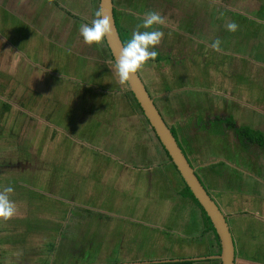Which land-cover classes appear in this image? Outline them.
<instances>
[{
  "label": "rangeland",
  "instance_id": "obj_1",
  "mask_svg": "<svg viewBox=\"0 0 264 264\" xmlns=\"http://www.w3.org/2000/svg\"><path fill=\"white\" fill-rule=\"evenodd\" d=\"M34 1L36 11L27 6L20 15L0 8V188H13L20 237L40 238L50 251L63 231L56 263L213 255L198 205L179 191L183 181L119 81L104 40L86 44L79 34L80 24L95 18L98 0ZM115 1L131 33H162L155 58L138 71L180 138L195 132L185 144L190 159L206 166L200 175L235 243L264 262V184L247 179L246 191L257 185L258 194L240 192L234 178L242 166L215 179L207 165L217 160L212 137L195 124L206 109L199 118L224 111L240 126L264 129V0ZM149 12L162 23L138 27ZM230 22L235 31L227 30ZM254 161L252 173L264 177L263 160ZM132 210L149 217L131 223L125 216Z\"/></svg>",
  "mask_w": 264,
  "mask_h": 264
},
{
  "label": "crops",
  "instance_id": "obj_2",
  "mask_svg": "<svg viewBox=\"0 0 264 264\" xmlns=\"http://www.w3.org/2000/svg\"><path fill=\"white\" fill-rule=\"evenodd\" d=\"M39 1H41V6H42L43 0H39ZM35 2L36 1L32 0L31 3L28 4L27 0H0V8L2 9V11L4 13H7V14H14L15 13V14L20 15L19 11H21V10L24 11V8H26L27 6H30V12L36 11L35 8H31V7L35 6ZM47 3H51V4L53 3L55 6H58V1H56V0H51V1L47 0ZM228 119L234 120V118L232 116L226 117L225 119H218V121L216 120V122H214L213 125L216 127V126H219L220 124H222V122L227 124V122L225 120H228ZM234 122L236 124L235 120H234ZM196 125H198V124H196ZM198 126H200V125H198ZM219 127H216V129L213 131L219 130ZM241 127H247V128L252 129L254 131L260 132L264 138V129H262L261 126H257V125L251 126L248 124H244V126H241ZM230 128H232V126ZM234 128L235 127H233V129ZM234 131H237V128H235ZM239 139H241L240 136H239ZM251 142H256V143L260 144L262 147H264V142H257V141H251ZM239 147H242V146L237 145V148H239ZM244 148H246V146ZM243 153L245 154V156L246 155L250 156V150H247ZM229 155L231 156V158H229L227 155H225L224 157L222 156L220 158H217L216 161H211L210 163L207 164V165H209L212 163L211 166L213 167V169L211 170V172L214 174L215 179L218 177V180H219V178L223 177V175L225 174V170H224L225 168H227L229 173H231L230 168L232 169V167H234L236 169L239 166H242L246 169V171H244V173H242V174H244L245 178H240V176H239V179L234 178L236 184L239 183L238 187H239L240 192H243L242 190H244V192L246 191L245 182L247 181V179H251V180L254 179L256 181V183L259 185V187H260V183L264 184V177H261L259 174H256L257 172L255 171V169H254L255 173L254 174L252 173L253 172L252 164L254 162H252V161L245 162L244 161V163L242 162V164H241L240 162H238L237 156H235L234 153H229ZM255 155H256V153H255ZM262 160L264 162V159H262ZM244 164L247 166H244ZM199 167H202V166L199 165ZM205 167L206 166H203L202 170H204ZM263 167H264V164L259 163L260 170ZM260 173L264 174V172H260ZM202 180L205 183L203 178H202ZM206 186L208 187L207 184H206ZM241 186H242V189H241ZM257 189H259V188H257V185H256V187H254L251 191L247 190L246 192L249 194H253V195L258 194L256 191ZM186 197H189V196H186ZM261 197H262V199H264V192L263 191H261L259 198H261ZM262 209H264V203H263ZM199 211L200 212L198 213L197 216H199L201 227L206 232V234H208L209 236L210 235L212 236L211 237L212 246L217 247V245L215 243L216 241L214 240V234L211 232V230H208V231L205 230V226L203 223V213H202L201 209ZM223 211H224V209H223ZM138 212H139L138 210H132L131 212H128L129 214L126 212V214H128V215H126L125 217L131 223L141 222L143 220L144 216L149 217L147 212L144 213V216L143 215L138 216ZM247 213L253 214L251 211H246L244 214H247ZM237 214H238L236 216L237 218L239 216H243V215H240V212ZM18 220L19 219H17V216H14V215L11 216L7 220L0 218V264H17V263L18 264H69L68 262L61 263L59 261H58V263H56V261H55L56 256H57V251L59 249L58 248L59 242H60L59 236L62 235L63 231L61 232V235L57 234L55 236L56 237L55 240H52V238L50 239L54 242H53V244H51L52 241H51V243H49L50 251H46V247L44 246L45 242L41 241L40 238L35 239L34 237H29V236L26 238L20 237L19 231L21 229H20V226L18 224L19 223ZM148 224H151L153 226V228L156 229L157 225L154 222L149 221ZM27 229H28V227H27ZM169 229H170V227H169ZM157 231H158V233L161 232L160 230H157ZM33 232H34V230H33ZM244 232H245V229H244ZM46 243H48L47 240H46ZM83 244H85V242ZM244 245L246 246V244H244ZM244 245L242 243L239 244V242L238 243L236 242V264H264L263 261H259V260H256L254 258H251L248 255V251L246 252V247ZM83 246L84 245H82V252L80 254V257L85 255V247H83ZM216 251H217V249L214 251L213 254H216L215 253ZM73 255L74 254H71V256H73ZM171 256L172 257H170L169 254H167V255H158V256H155L152 258L150 257L148 259H140V257H134L132 255H127V256L123 257V259H121L120 261H115L113 263H106V264H142L139 262L154 261V260H157V261L169 260L167 262L157 263V264H194L198 260H195V261L191 260L190 263H184L185 261H190V260H181V259L199 257V256H189L188 257L186 255L176 256V257H174V255H171ZM176 259H179V260H176ZM205 260H207V259H205ZM213 260H217V259H213ZM66 261H68V260H66ZM78 261L79 262H77V264H104V263H99V262H95V261L91 262L88 260H84V261L78 260ZM199 261H201V260H199Z\"/></svg>",
  "mask_w": 264,
  "mask_h": 264
},
{
  "label": "water",
  "instance_id": "obj_3",
  "mask_svg": "<svg viewBox=\"0 0 264 264\" xmlns=\"http://www.w3.org/2000/svg\"><path fill=\"white\" fill-rule=\"evenodd\" d=\"M98 9H102L112 23V32L104 39L113 61L116 64V60L124 44L116 25L114 11L116 9L115 0H98ZM125 82L129 91L133 94V97L138 103L143 116L152 128L155 137L161 144V147L164 149L167 156L170 158V162L175 166L179 176L183 179L184 183L190 189L202 210L210 219L215 234L218 237V253L181 260L195 261L203 259H217L220 264H236V243L227 215L208 191L200 175L196 172L195 167L192 165L189 155L183 151L171 129V125L165 119L162 111L156 103L155 97L150 93L139 71H137ZM167 261L169 260H154L139 263L157 264Z\"/></svg>",
  "mask_w": 264,
  "mask_h": 264
},
{
  "label": "clouds",
  "instance_id": "obj_4",
  "mask_svg": "<svg viewBox=\"0 0 264 264\" xmlns=\"http://www.w3.org/2000/svg\"><path fill=\"white\" fill-rule=\"evenodd\" d=\"M94 16L95 18L90 23H81L78 29L86 44H100L112 32V23L102 9H97ZM160 23H162V18L157 13L149 12L138 27L148 29L150 26ZM226 27L228 31H235L237 25L230 22ZM161 35L162 33L157 29L132 31L116 60V71L121 83L134 75L146 61L155 58L157 53L154 46L159 43ZM218 46L219 41H213L211 45L213 50H217ZM12 192L13 188L10 185L0 188V218L4 220L9 219L15 212L14 202L10 199Z\"/></svg>",
  "mask_w": 264,
  "mask_h": 264
},
{
  "label": "flooded vegetation",
  "instance_id": "obj_5",
  "mask_svg": "<svg viewBox=\"0 0 264 264\" xmlns=\"http://www.w3.org/2000/svg\"><path fill=\"white\" fill-rule=\"evenodd\" d=\"M115 6H116V9L114 11L116 14V11H119L118 6L116 5V1H115ZM204 94H206V96H209V94H207V92H205ZM223 102L227 105V100L224 99ZM230 102L231 101H228V103H230ZM201 112H200V114L195 115V124H198V125H200V127L201 126L203 127V130H204L203 133H205L209 137L208 139H210L212 137L210 140V147L215 151L212 154L215 157V159L220 158L222 156L224 157L225 155H227L229 158H231L229 153H234L235 156H237L238 162H240L241 164H242V162L244 163V161L245 162L252 161L255 163V161H254L255 158H258L259 160L264 159V157H263L264 156V147H262L260 144H258L256 142L249 141L247 136L241 137V134L239 131H234L235 128H237V130H238L239 128H243V127H241L240 124L237 123V120L235 119V117L233 116L232 113H226L223 111V113L220 112V113H218V115H213V116H210L209 118L204 119L203 117L199 118V115L205 114V112L207 113V110L205 109V111H203V113H201ZM231 116L236 121L234 129H233V127L230 128L231 126L222 122V124L219 125L220 127L216 126V127H219V130L212 131L213 124H214V122H216L217 119H225L226 117H231ZM171 127H173V126L171 125ZM186 133H188V132L185 131V134ZM189 133L190 134H187V136H189V135H191V137H192V135L196 136L195 132L190 131ZM178 134H179V132H178ZM239 136L241 139H239ZM179 137H180V135H179ZM192 138H194V137H192ZM237 145H240L242 147L237 148ZM245 146H246V148H244ZM247 150H250V156H247V155L245 156V154L243 153ZM255 153H256V155H255ZM187 155H189V153ZM190 161H191L192 165L195 167L196 172L200 175L199 170L200 169L202 170V167L195 165L191 159H190ZM244 166H247V165L244 164ZM260 171L263 172L262 169ZM241 172H243V171H241ZM241 172H239V173H241ZM200 177H202V176L200 175ZM240 178H244L242 173L240 174Z\"/></svg>",
  "mask_w": 264,
  "mask_h": 264
},
{
  "label": "trees",
  "instance_id": "obj_6",
  "mask_svg": "<svg viewBox=\"0 0 264 264\" xmlns=\"http://www.w3.org/2000/svg\"><path fill=\"white\" fill-rule=\"evenodd\" d=\"M119 11H116V14H115V19H116V25L118 27V31L120 33V37L122 39V42L123 44L126 43L127 39L130 38L131 36V30L129 29L128 26H125L121 23V19L119 17ZM127 16V15H126ZM104 41V45L106 47V50L108 51V54L111 58V60L113 61V58L110 54V51L106 45V42H105V39H103ZM131 96L133 97V94L130 92ZM133 100L134 102L136 103L137 107L140 109L138 103L136 102L135 98L133 97ZM6 107H8V105H6ZM141 111V110H140ZM218 121V119H217ZM227 122V124L229 126H232V127H235V122L233 119H228V120H225ZM172 128V131L176 137V139L178 140L180 146L182 147L183 151L188 154V151L190 149H188V147H186V142L188 144V146L190 145V143L192 142L191 141V135L187 136V133L185 134V136L181 139L179 137V134H178V130L177 128H175L174 126L171 127ZM153 131V130H152ZM237 131L240 132L241 136H247L249 141H257V142H264V138L262 136V134L260 132H257V131H254L252 129H249L247 127H243V128H239ZM155 135V134H154ZM168 159L170 160V158L168 157ZM171 165H173L171 163ZM174 166V165H173ZM175 167V166H174ZM176 169V168H175ZM177 171V170H176ZM178 172V171H177ZM179 174V173H178ZM182 179V178H181ZM183 181V179H182ZM181 191V193L185 196H189L197 205L198 207L201 209L202 213H203V223H204V226H205V230L208 231V230H211V232L214 234V240L216 241V245H217V251L215 253H218L219 250V243H218V237L217 235L215 234V231H214V228H213V225L212 223L210 222V219L208 218V216L206 215V213L202 210L201 206L198 204L197 200L194 198L193 194L191 193L190 189L187 187V185L184 183L183 181V186L181 187V189L179 190ZM191 261H185L184 263H190Z\"/></svg>",
  "mask_w": 264,
  "mask_h": 264
}]
</instances>
